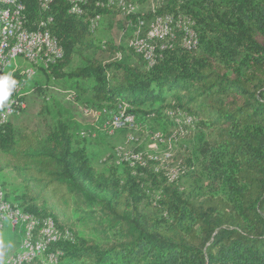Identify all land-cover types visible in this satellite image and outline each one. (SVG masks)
<instances>
[{
	"label": "trees",
	"instance_id": "16d2710c",
	"mask_svg": "<svg viewBox=\"0 0 264 264\" xmlns=\"http://www.w3.org/2000/svg\"><path fill=\"white\" fill-rule=\"evenodd\" d=\"M18 1L30 29L53 18L50 29L64 55L37 66L33 79L24 72L29 64L14 74L18 84L8 106L24 102V86L45 93L43 81H54L90 111L112 116L127 105L133 124L166 141L174 130L193 127L205 133L220 179L208 191L181 188L158 162L132 166L116 153L99 170L90 138L69 119L60 117L42 132L15 124L17 111L0 123L1 186L23 211L50 217L71 234L51 245L49 251L61 252L59 264H264V0H166L130 14L118 0H84L80 12L71 0ZM115 14H124L131 30L143 21L146 33L158 18H186L199 45L185 47L178 28L149 59L129 44L108 41L102 46L113 59L86 58L72 67L79 47L101 48L92 20ZM19 63L3 72L22 68ZM185 116L190 124L182 122ZM179 148L177 163L189 168L184 144ZM4 172L20 181H8Z\"/></svg>",
	"mask_w": 264,
	"mask_h": 264
},
{
	"label": "rangeland",
	"instance_id": "374dc122",
	"mask_svg": "<svg viewBox=\"0 0 264 264\" xmlns=\"http://www.w3.org/2000/svg\"><path fill=\"white\" fill-rule=\"evenodd\" d=\"M163 1L166 0H130L131 3L125 1L123 8L127 9L130 4H136L138 2L141 11H148L156 9ZM180 1L191 3L192 1L199 2L200 0ZM158 19L150 23L147 33L144 32L143 37L142 24L135 30H131L132 27L129 20L125 18L124 14L103 17L101 22L99 18L98 22L92 20L91 28L94 30V41L100 43L101 48L97 50H87L79 47L72 67L82 65L86 58L104 61L113 59L115 57L114 54L108 51V48H103L102 46L107 44L108 41L129 44L147 58L146 56H149L151 51H154L156 47L160 46L164 48L166 44L173 39L175 35L174 32L178 28L181 31L184 28L189 30L188 37L185 35L183 40V45L185 47L189 49H196L198 47L199 39L193 30L192 22L186 18H182L183 23L180 26H183V29L178 26V20H173V23L168 22L169 31L166 35L167 31L164 29L166 25L163 22L160 23ZM156 31L158 33L153 34V32ZM169 35L172 37H168ZM142 47L144 48L142 49ZM18 60L22 61V65L19 63L22 68L14 66L0 74L11 72L14 75L20 73L27 64H29V66L24 69V72H33L29 69L36 71L28 61L22 58L16 59L13 64L18 65ZM35 74L36 73L31 75L29 79H33ZM43 85H45L44 88L47 89L45 93H40L32 85L29 88H25L24 86L25 94L23 97L25 96L24 102L26 103V108L20 111L18 116L14 118L15 124L29 128H38L43 132L47 129L49 123H53L58 118L62 117L69 119L74 131L86 133L90 138L88 149L93 156L94 164L99 170L104 169V159L111 153H116V157H173L172 166L176 168L175 166L179 164L177 163L179 160L176 159L175 155L178 154L180 150L179 145L181 143L184 144V149H186L185 155L187 157L185 158H190V161L188 162L189 168H187V172L189 170V173L186 176L183 175V178L178 179L179 186L191 190L200 189L202 191H208L215 188L216 184L219 183V173L212 165L211 160H214V158L210 157V146L203 131H199L193 127H187V129L185 128L183 130L178 128L173 131V140L170 139L169 141H166L162 134L159 132L154 133L144 124L135 123L137 125L127 126L126 128L129 129L128 133L117 131L122 128H115L111 131L110 122H115L120 119V114L107 116L101 114L99 111H90L79 106L78 103L75 102V93L73 91L62 89L61 86H57L54 81L48 84H45V81H43ZM126 106L122 108L120 113L125 112ZM44 107L46 109H44ZM184 120H186L185 122L187 124H190V121H192L190 117L186 118V116L182 119V122H184ZM132 122H134V118ZM190 130H193L192 136H189ZM159 141H161V143H159ZM173 143L177 145L174 146ZM4 173L8 181L15 183L20 181L18 174L10 172ZM20 244V236L17 232H14L8 224L0 228L1 261L6 262L7 259L18 250Z\"/></svg>",
	"mask_w": 264,
	"mask_h": 264
},
{
	"label": "built area",
	"instance_id": "2783aa9c",
	"mask_svg": "<svg viewBox=\"0 0 264 264\" xmlns=\"http://www.w3.org/2000/svg\"><path fill=\"white\" fill-rule=\"evenodd\" d=\"M131 9H139L138 2L136 4H130L128 7V13ZM0 15L8 17L11 15V1L10 8H3V0H0ZM142 24V37L144 36V22ZM0 33H4V38L7 36V26H0ZM157 33L156 32H153ZM42 36V42H44ZM23 41H20L16 50L15 58L19 59L20 45ZM34 51V50H30ZM61 52H51V47H47L45 53L46 67L48 57H60ZM35 63V58L31 60V64ZM22 109L21 100H16L13 103L11 110ZM11 112V111H10ZM129 125H137L132 122V115H126L124 112L120 113V122H110L111 131L115 128H126ZM161 143V141H159ZM118 161L127 162L134 166L139 163L146 165L148 160H153L159 163V167L164 171L169 181H177L187 171L186 166H182L180 163L172 166L173 157H117ZM8 224L14 232L21 234V244L18 250L13 253L5 262L6 264H28L34 260L40 259L43 264H59L60 251H49L51 245L57 243L61 239H71V234L68 231H61L57 228L54 220L50 217L40 220L35 215L23 211L18 205L9 201L6 197V193L3 190L0 182V228H3Z\"/></svg>",
	"mask_w": 264,
	"mask_h": 264
},
{
	"label": "bare ground",
	"instance_id": "6f19581e",
	"mask_svg": "<svg viewBox=\"0 0 264 264\" xmlns=\"http://www.w3.org/2000/svg\"><path fill=\"white\" fill-rule=\"evenodd\" d=\"M8 1L10 0H3V8H10V4H8ZM42 1L43 3H47L50 0H42ZM71 2L73 4L72 9L75 12H80L81 4L82 2H84V0H71ZM118 2L120 5L125 4L124 0H118ZM24 9H25L24 4H22L21 1L12 0L11 15H9V24H8V17L0 15V26H7V36L4 38V33H0V73L3 72L5 69H7L16 60L14 59L15 50L18 44H20V41L23 42L20 45L19 58L28 61L30 64H31V60L35 58V63L31 64V66L34 67L36 70H37V66L40 65L46 66L45 53L47 51V47H51V52H61L59 58L48 57L47 66L49 64L56 63L64 55V50L62 46L60 45L57 38L52 34L50 29V26L53 23V18L49 16L44 19H41L36 28L30 29L26 25V16L24 13ZM158 20L160 23L161 22L165 23L166 27L164 29L167 31L166 35L168 34L169 31L168 22H172L173 20H178L177 22L178 26L181 29H183L182 28L183 26L182 27L180 26L183 23L182 18L175 19L174 16L168 15L163 18H159ZM182 31H184L185 35L188 37L189 30L187 28H184ZM42 36H45L44 42H42ZM143 48L144 47H142V49ZM30 50H34V51H30ZM153 54H154L153 51H151L149 56L146 57L149 59L150 57L153 56ZM29 70L33 71V72H29V71L25 72L29 77L34 73H36V71H34L33 69H29ZM13 103H15V101H12L11 104L7 106V108L4 111L0 113V123L6 122L10 116H12L14 113L18 111V110H11ZM21 104H22L21 110H24L26 108V103L21 101ZM115 122H120V119L116 120Z\"/></svg>",
	"mask_w": 264,
	"mask_h": 264
},
{
	"label": "clouds",
	"instance_id": "9594fccd",
	"mask_svg": "<svg viewBox=\"0 0 264 264\" xmlns=\"http://www.w3.org/2000/svg\"><path fill=\"white\" fill-rule=\"evenodd\" d=\"M18 81L11 72L0 74V109L6 108ZM2 264V261H0Z\"/></svg>",
	"mask_w": 264,
	"mask_h": 264
}]
</instances>
